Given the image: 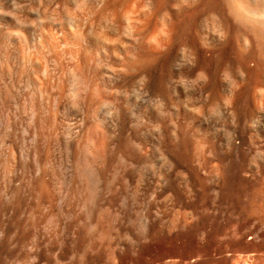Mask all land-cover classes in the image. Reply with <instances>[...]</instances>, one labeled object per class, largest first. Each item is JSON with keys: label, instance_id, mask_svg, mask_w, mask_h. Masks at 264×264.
I'll return each instance as SVG.
<instances>
[{"label": "clouds", "instance_id": "clouds-1", "mask_svg": "<svg viewBox=\"0 0 264 264\" xmlns=\"http://www.w3.org/2000/svg\"><path fill=\"white\" fill-rule=\"evenodd\" d=\"M13 5L0 264H264V135L237 119L264 112V0ZM228 192L226 222L202 226Z\"/></svg>", "mask_w": 264, "mask_h": 264}, {"label": "bare ground", "instance_id": "bare-ground-1", "mask_svg": "<svg viewBox=\"0 0 264 264\" xmlns=\"http://www.w3.org/2000/svg\"><path fill=\"white\" fill-rule=\"evenodd\" d=\"M21 2H25V0H21ZM17 11L18 10L13 5V0H0V44H2L5 40V38L8 37V30L9 29L22 28L23 27L22 25H20L17 22L15 16L9 14V13L17 12ZM27 14L30 16H36L37 15L34 12L27 13ZM25 30L32 34L33 40H35L39 35L38 30L32 29L30 27L25 29ZM15 39H16L15 37H12L11 41H15ZM14 49L18 50V46L14 45ZM237 119H238V123L241 126L240 130L245 131V132H249V133H259L260 135H264V112H256V111L248 112L246 109H244L243 115L238 114ZM217 120H218L217 117H215V116L212 117V120L210 122V126L219 127ZM188 123L190 124V122H188ZM187 131L192 135H199L200 134L199 130L192 131V129L190 127H187ZM219 135H224V133L221 132V133H219ZM151 136L153 138L158 139L159 133L153 132V133H151ZM130 147H132V145H130ZM157 157H158V153L153 152L154 162L157 164V166H159L161 161ZM145 175L150 177L151 176V170L150 169L147 170L145 172ZM231 195H232L231 192L222 193V199H224L227 196H231ZM224 201H227V200L224 199ZM222 203H220L217 208H214L212 213L209 214L208 217L204 218L202 226L207 227L213 231V230H216L218 227H220V225H222V224L217 223V222L221 221L222 216L220 214H221V212L222 213L224 212L223 206H224V204H226L228 202L224 203L223 206L221 205ZM208 204L210 205V201H208ZM225 213L226 212H224L223 214H225ZM220 216H221V219L219 220ZM223 219H224V217H223ZM221 223H223V222H221ZM181 243L182 242H180V241L167 242L166 244L164 242H161L160 247L150 250V256L151 255L159 256L161 254L160 252L163 251L165 247L170 249L174 245L181 244ZM172 263L174 264V261Z\"/></svg>", "mask_w": 264, "mask_h": 264}, {"label": "rangeland", "instance_id": "rangeland-1", "mask_svg": "<svg viewBox=\"0 0 264 264\" xmlns=\"http://www.w3.org/2000/svg\"><path fill=\"white\" fill-rule=\"evenodd\" d=\"M226 202H228V203H226ZM224 203H226V204H224ZM223 204H224V206H223ZM223 207H224V209H223V211L224 212H226L225 214H223L222 212H221V216H222V219H221V216H220V218H219V220L221 219V221L219 222H217V223H220V224H224L225 222H226V220L229 218V216H228V213H229V211H231V203H230V201H224L222 204H221ZM222 207V208H223ZM225 215V216H224ZM223 217H224V219H223ZM223 220V221H222ZM221 222H223V223H221ZM221 226V225H220ZM219 228V227H218ZM217 228V229H218ZM216 229V228H215ZM216 229V230H217ZM213 231H215V230H213ZM238 259H241V260H243L244 261V264H254V260H253V257L251 256V255H248V256H246V257H238ZM173 264V263H172Z\"/></svg>", "mask_w": 264, "mask_h": 264}]
</instances>
